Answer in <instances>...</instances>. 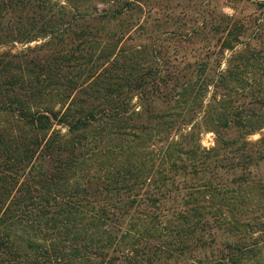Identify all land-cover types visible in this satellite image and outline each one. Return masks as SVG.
Masks as SVG:
<instances>
[{"label":"trees","instance_id":"obj_1","mask_svg":"<svg viewBox=\"0 0 264 264\" xmlns=\"http://www.w3.org/2000/svg\"><path fill=\"white\" fill-rule=\"evenodd\" d=\"M256 5L187 55L137 0H0V264H264Z\"/></svg>","mask_w":264,"mask_h":264},{"label":"rangeland","instance_id":"obj_2","mask_svg":"<svg viewBox=\"0 0 264 264\" xmlns=\"http://www.w3.org/2000/svg\"><path fill=\"white\" fill-rule=\"evenodd\" d=\"M262 1L264 0H137V3L142 8L140 12L141 17L138 22L139 24H144V20L148 21L146 28L143 29L145 33L151 31L153 28L158 29L160 33L162 32L161 34H163V31H167L168 33L164 35L158 34V37L161 42L167 46V49L171 46L176 47V49L180 47L182 48L181 52L184 51L189 55L193 53L196 46L190 43L188 39L190 36L186 37L185 32L196 27L195 21L197 14H203L209 18L211 14L225 13L231 16L237 15L244 19H253L259 14L256 3ZM93 4L99 9L106 7L100 2L94 1L92 5ZM139 32L140 30L138 29V34ZM35 43L36 42L33 41L29 43V45ZM25 46L26 45L15 43L11 46L1 47L0 51L8 48L16 51ZM194 52L197 53L198 51ZM52 119L54 118L52 117ZM258 136L259 134L256 133L250 138L256 139ZM201 144L205 147L212 146L214 144V134L212 132H204L201 135ZM253 200L252 206L264 207V199H256L255 197ZM202 259L205 261V263L202 264L209 263V260L206 258L202 257ZM187 262L199 264V262H195L193 258ZM249 263L247 262V264Z\"/></svg>","mask_w":264,"mask_h":264}]
</instances>
